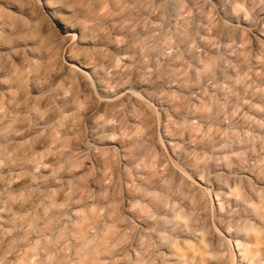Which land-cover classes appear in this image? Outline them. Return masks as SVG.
I'll use <instances>...</instances> for the list:
<instances>
[{
    "label": "clouds",
    "instance_id": "obj_1",
    "mask_svg": "<svg viewBox=\"0 0 264 264\" xmlns=\"http://www.w3.org/2000/svg\"><path fill=\"white\" fill-rule=\"evenodd\" d=\"M0 264H264V0H0Z\"/></svg>",
    "mask_w": 264,
    "mask_h": 264
}]
</instances>
